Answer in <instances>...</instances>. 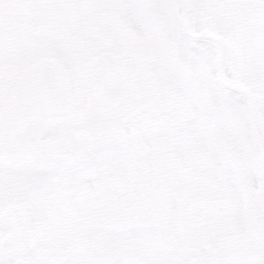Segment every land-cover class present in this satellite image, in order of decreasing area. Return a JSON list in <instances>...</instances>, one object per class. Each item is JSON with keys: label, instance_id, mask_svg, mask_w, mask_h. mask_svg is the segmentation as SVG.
Instances as JSON below:
<instances>
[{"label": "snow or ice", "instance_id": "obj_1", "mask_svg": "<svg viewBox=\"0 0 264 264\" xmlns=\"http://www.w3.org/2000/svg\"><path fill=\"white\" fill-rule=\"evenodd\" d=\"M0 264H264V0H0Z\"/></svg>", "mask_w": 264, "mask_h": 264}]
</instances>
